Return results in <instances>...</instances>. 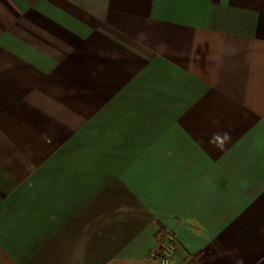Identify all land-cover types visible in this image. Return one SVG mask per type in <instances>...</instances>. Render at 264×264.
Here are the masks:
<instances>
[{
	"label": "crops",
	"instance_id": "obj_1",
	"mask_svg": "<svg viewBox=\"0 0 264 264\" xmlns=\"http://www.w3.org/2000/svg\"><path fill=\"white\" fill-rule=\"evenodd\" d=\"M264 264V0H0V264Z\"/></svg>",
	"mask_w": 264,
	"mask_h": 264
},
{
	"label": "built area",
	"instance_id": "obj_2",
	"mask_svg": "<svg viewBox=\"0 0 264 264\" xmlns=\"http://www.w3.org/2000/svg\"><path fill=\"white\" fill-rule=\"evenodd\" d=\"M160 264H184L189 254L181 247L175 233L168 232L151 253Z\"/></svg>",
	"mask_w": 264,
	"mask_h": 264
}]
</instances>
